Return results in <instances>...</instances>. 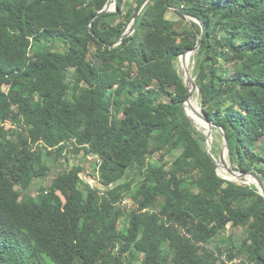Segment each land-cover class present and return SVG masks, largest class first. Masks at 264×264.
I'll use <instances>...</instances> for the list:
<instances>
[{"label":"trees","instance_id":"1","mask_svg":"<svg viewBox=\"0 0 264 264\" xmlns=\"http://www.w3.org/2000/svg\"><path fill=\"white\" fill-rule=\"evenodd\" d=\"M108 1L0 0V264H264V198L219 174L178 69L202 33L187 14L205 26L192 59L203 114L234 170L264 181V0H149L120 45L147 0L93 21ZM70 142L99 158L104 189L72 167L41 206L20 201L14 189L47 158L68 162ZM229 226L244 237L212 248Z\"/></svg>","mask_w":264,"mask_h":264},{"label":"rangeland","instance_id":"2","mask_svg":"<svg viewBox=\"0 0 264 264\" xmlns=\"http://www.w3.org/2000/svg\"><path fill=\"white\" fill-rule=\"evenodd\" d=\"M129 2L132 4L136 3L135 0H129ZM113 9L114 10L117 9V1L115 2V4H113ZM177 9L178 7L173 6L171 11L168 14V17L173 21H176V22L179 21L178 28L182 29L186 26V22L182 20V16L179 15V12H176L178 11ZM188 20H191V19L189 18ZM187 61H188V58H187ZM189 67H190V70L193 71L194 63L192 61L190 62ZM178 69H179L181 76L184 78L185 72L182 68L181 60L178 62ZM5 89H7V87H5ZM194 98L198 100L199 107H201L200 98L198 94H196ZM198 127L200 130L206 132V128H204L203 126L199 125ZM10 128H11V124L8 123L6 125V131L10 130ZM214 142L218 143V145L220 146V154H221L223 152L224 143H223V139L220 136L219 130L216 128H214L213 143ZM77 150L78 149L74 146V144L70 142L67 144V148H66V154H68V158H69L68 162H66L64 159L58 161L55 156L47 158L46 163L50 167L49 169L50 171L49 170L44 171L43 175L39 179H37L27 190H23L19 187L14 189L15 192L18 194L19 200L20 201H23V200L32 201L38 206H41L42 201H43V195H44V193L42 192V189L47 190L50 187L54 178L59 173L65 171L66 169L70 170L72 167L81 168L80 176L86 183H88L92 187L94 186L100 189H104V185L101 182H99V180H97V178L94 176L95 172L97 171L96 161L98 157L94 155L88 156L85 151L78 152ZM219 173L223 177L229 176L228 173L226 172V169L223 167V165H221V167L219 168ZM246 184L250 186H255L252 183H246ZM135 207L136 205L132 200L130 199L125 200L123 204L124 217L121 219V222H120L121 230H124L126 223H127L126 220L129 217V213L133 209H135ZM231 235H234L237 239H241L244 237V230L241 228H233L232 226H229L226 232L222 233L221 236L217 237L214 240V242L211 244V247L216 248V246L220 244L222 239L229 237ZM221 261L223 264H225V260L221 258Z\"/></svg>","mask_w":264,"mask_h":264},{"label":"water","instance_id":"3","mask_svg":"<svg viewBox=\"0 0 264 264\" xmlns=\"http://www.w3.org/2000/svg\"><path fill=\"white\" fill-rule=\"evenodd\" d=\"M115 2H116V0H109L108 3L106 4V6L96 15V17L93 19V21L100 16H103L107 13L115 11L113 9V4H115ZM148 2H149V0H147L146 3H144V5L138 11L137 15L132 20L129 28L126 31V33L123 35L121 40L116 45H120L124 38H127V37H129L135 33L136 24H137V20L139 18V15L141 14L142 10L144 9V7L146 6V4ZM185 15L188 19L190 18L191 20L198 22L202 27V33L198 38L196 46L192 50L184 53L180 58V60L182 62V68L185 72L184 81H185V84L189 90V97L185 103L186 113H187L188 117H190L196 125H198V126L200 125V126H203L204 128H206L205 134L207 136L208 153L213 158V160L217 163L218 172H219V168L221 167V165H223V167L226 169V172L229 175L228 177H223V176L222 177L225 178L226 180H229L232 182H237V183L246 184V183L252 182L257 187L259 193L264 198V181L261 179V177L259 175H257L254 172H251V171L244 173V172L234 170L232 163H231L230 145H229L228 137H227L225 131L221 127H218L215 123H213L209 119H207L205 117V115L203 114L201 107H199V111H198V110L194 109V107L191 105V100L195 97L196 94H198V96L200 98L201 91L199 89L196 78L193 76L192 71L190 70L189 65H190V62L192 61L193 57L198 53L199 49L201 48V45L203 43L204 34H205V26L197 18L191 17L187 14H185ZM90 29H91V32L95 35L92 24L90 25ZM187 57L190 58L189 62L187 61ZM189 109H191L193 111L194 116L189 113ZM214 128L219 130V132L222 136V139H223V143H224L223 152L220 154L218 159L212 153V149L214 146V143H213Z\"/></svg>","mask_w":264,"mask_h":264},{"label":"bare ground","instance_id":"4","mask_svg":"<svg viewBox=\"0 0 264 264\" xmlns=\"http://www.w3.org/2000/svg\"><path fill=\"white\" fill-rule=\"evenodd\" d=\"M188 58V62L190 61V58L189 57H187ZM191 105L194 107H196V109H198V111H199V102H198V100L197 99H195V98H193L192 100H191ZM189 113L190 114H192L193 116H194V113H193V111L191 110V109H189ZM198 121V120H197ZM201 123V122H200ZM252 183V182H251ZM253 184V183H252Z\"/></svg>","mask_w":264,"mask_h":264},{"label":"built area","instance_id":"5","mask_svg":"<svg viewBox=\"0 0 264 264\" xmlns=\"http://www.w3.org/2000/svg\"><path fill=\"white\" fill-rule=\"evenodd\" d=\"M96 163H97L98 167L101 165V161L99 160V158L97 159ZM98 167H97V168H98ZM94 182H95V181H94ZM93 187H94V186H93Z\"/></svg>","mask_w":264,"mask_h":264}]
</instances>
